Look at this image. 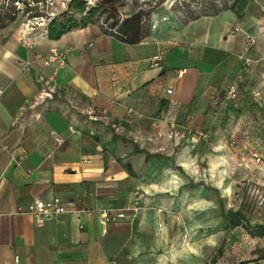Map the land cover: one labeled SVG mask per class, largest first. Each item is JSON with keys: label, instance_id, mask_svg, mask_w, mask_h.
Listing matches in <instances>:
<instances>
[{"label": "crops", "instance_id": "crops-1", "mask_svg": "<svg viewBox=\"0 0 264 264\" xmlns=\"http://www.w3.org/2000/svg\"><path fill=\"white\" fill-rule=\"evenodd\" d=\"M199 1L203 9L193 5L169 21L143 14L133 43L103 19L51 40L45 30H27L22 15L0 13V264H206L214 257L228 264L229 244L235 264H264V237L230 225L236 209L189 217L192 238L183 250L174 232V207L186 208L174 203L180 189L212 188L229 198L239 182L258 180L253 157L264 155L256 136L264 102L251 94L263 91L264 0H250L242 17L235 0ZM236 25L241 32H232ZM246 33L256 39L251 72L239 56ZM52 47L66 51V66L43 64ZM239 75L238 97L216 106ZM45 86L52 99L39 97ZM200 162L207 171L196 179ZM55 196L69 212L42 224L19 212ZM132 205L140 207L134 221L101 223L100 209ZM253 213L250 226L263 224L264 207Z\"/></svg>", "mask_w": 264, "mask_h": 264}, {"label": "rangeland", "instance_id": "rangeland-1", "mask_svg": "<svg viewBox=\"0 0 264 264\" xmlns=\"http://www.w3.org/2000/svg\"><path fill=\"white\" fill-rule=\"evenodd\" d=\"M59 1L65 2L66 4L65 6H61L58 18L74 19V21H77L79 26H81L83 19L88 18L94 23H98L102 19L107 21L112 19L113 22L111 23H115L118 17L123 18L128 14L137 11L144 14L147 21H149L150 18L157 13L160 14L161 18L169 21L174 18V13L179 16L185 15L189 7L193 5L195 9L202 8V3L199 0H195L194 3H192L191 0H181L175 3L172 0H111L108 3L109 7L104 6L102 0H80L84 3L83 9L80 11L70 6L72 0ZM94 8L96 11L92 13L91 11ZM198 13L201 12H197V14ZM163 14L167 16L163 17ZM251 71L252 69L250 68V72ZM261 85V88L264 91V83ZM256 136L264 138V127H261L260 132H257ZM199 167L202 173L197 174L194 172L196 179L202 177L203 172L207 171L206 164L200 162ZM252 184L253 183L250 180H245L241 183L239 182L231 190H228L230 194L229 198L227 197L228 194H226V192H215L212 188L207 190V193L204 190H198V188L180 189L179 193L174 195V203H177L178 206L183 204V207H186L183 210L180 209V207H174V232H178L180 235V250L185 249L187 242L191 241L192 238L191 229L193 226H191L188 221L189 217L194 216L196 219H201L202 216L206 215L210 216L212 219H216L222 217V215L224 216L229 209H236L237 212H240L244 216L245 220H254L257 215V213H253L256 208L254 204V197L251 195V192H248V189L252 187ZM236 190L244 192L242 201L232 194ZM262 221L264 223V220ZM202 228L204 227H195V229ZM206 228L213 230V227ZM226 249V261H228V264H235L237 260L235 244H229Z\"/></svg>", "mask_w": 264, "mask_h": 264}, {"label": "built area", "instance_id": "built-area-1", "mask_svg": "<svg viewBox=\"0 0 264 264\" xmlns=\"http://www.w3.org/2000/svg\"><path fill=\"white\" fill-rule=\"evenodd\" d=\"M65 6V2H60L59 0H1L0 1V13H4L6 10L14 18H19L22 15L23 26L30 31L37 29H42L47 32L48 24L57 16L55 10L56 5ZM111 20L106 21L104 26L110 32L116 35H120L118 27L111 26ZM242 27L236 25L232 32H241ZM34 41H25V44L32 46ZM256 39L249 33L245 34L243 40L242 50L239 56L244 60L242 69L246 72L250 71L252 58L251 53L255 47ZM67 53L57 47H52L47 56L43 59L44 65L57 64L59 67H64L67 64ZM162 61V54L155 55L151 58V62L158 66ZM242 76L239 75L237 78L230 81L224 94L219 100V108L227 107L232 101H234L239 94L240 82ZM173 89H168V93H173ZM3 93V89L0 88V95ZM54 90L48 86L42 87L40 98L41 99H52ZM252 98L257 103L264 102V93L262 90H254L252 93ZM202 136L207 137L208 133H201ZM56 141L60 142L61 138L56 137ZM254 164L262 171L258 174V180L253 181L252 187L248 189L251 195L254 197L255 205L257 208L264 207V155L257 154L253 157ZM244 192H235L234 196L240 201L243 200ZM159 212H166L163 209H158ZM68 203L60 196H55L51 200L35 199L24 209H20L19 212L27 213L32 215L37 224H42L48 217L57 216L69 212ZM79 213H84L86 210H77ZM140 211V207L137 205H132L129 207H106L100 209L101 213V223L107 225L110 223H116L124 220L134 221ZM187 236V235H186Z\"/></svg>", "mask_w": 264, "mask_h": 264}, {"label": "trees", "instance_id": "trees-1", "mask_svg": "<svg viewBox=\"0 0 264 264\" xmlns=\"http://www.w3.org/2000/svg\"><path fill=\"white\" fill-rule=\"evenodd\" d=\"M111 0H102L104 6L109 7L108 3ZM250 0H235L234 5L232 7V10L238 17H242L245 9L248 6ZM83 2L80 0H72L71 7L75 8L76 10L83 9ZM111 8V7H110ZM96 9H92V13H94ZM60 13L57 14V16L51 20L48 24V37L51 40H58L60 39L64 34L69 32L70 30L78 27H85L88 24H95L93 21L88 19H83V22L81 26L77 23V21H74V19H61L58 16ZM143 19V14L140 11L134 12L131 16L123 17L122 22L120 26L118 27V30L120 32V35H122V39L126 42H138L140 39V30H141V23ZM112 21V19H110ZM118 21V18L116 22ZM113 22V21H112ZM115 22V23H116ZM113 23V24H115ZM219 105V101L216 102V106ZM135 150L141 151L140 147L136 144ZM148 155L150 153L147 152ZM229 223L232 226V228L243 225L244 228L248 231L250 235L253 237H264V223L256 224L253 226H250V224L244 219V216L237 211H229ZM225 239L218 248V254L222 255L224 253V244ZM217 260L214 258L211 259L210 262L206 264H216ZM246 262H239L238 264H245Z\"/></svg>", "mask_w": 264, "mask_h": 264}]
</instances>
